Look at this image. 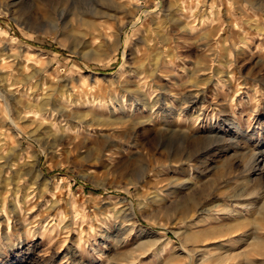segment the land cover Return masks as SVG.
Masks as SVG:
<instances>
[{
	"label": "rangeland",
	"instance_id": "obj_1",
	"mask_svg": "<svg viewBox=\"0 0 264 264\" xmlns=\"http://www.w3.org/2000/svg\"><path fill=\"white\" fill-rule=\"evenodd\" d=\"M0 133V264H264V0H0Z\"/></svg>",
	"mask_w": 264,
	"mask_h": 264
},
{
	"label": "bare ground",
	"instance_id": "obj_2",
	"mask_svg": "<svg viewBox=\"0 0 264 264\" xmlns=\"http://www.w3.org/2000/svg\"><path fill=\"white\" fill-rule=\"evenodd\" d=\"M139 87V86H138ZM198 92V91H197ZM186 103V102H185ZM191 103V102H190ZM42 108H44V106L47 105V100L42 102ZM193 105V104H192ZM56 107V106H54ZM62 108V107H61ZM62 111H60L61 114H44V113H41V114H23L21 117H20V120H22L23 122L25 121V123L29 124V126L31 127L32 129V135L34 137H36L38 139V141H41L44 143V145L47 147V148H50V150L52 152H54L55 150H57V148L66 140H68V136H67V131H68V128H66L67 124L65 125L64 123H60L59 121V118L62 119L64 117H66L67 114H62L64 112V109H61ZM42 112H46L45 110L42 111ZM59 112V111H58ZM52 115H58V120L56 122L59 121V123H53L52 120L49 119V117H51ZM54 116V117H55ZM53 117V116H52ZM72 117V116H71ZM70 117V118H71ZM74 119V118H73ZM70 120V119H69ZM13 121V120H12ZM99 123V122H98ZM10 124V122H9ZM102 124V123H101ZM2 134L0 133V151L3 149V146L1 145V143L3 142V139H2ZM36 139V140H37ZM201 152H198L196 150H194V153L192 152V154H190V156L187 157V160L190 161L191 159L193 158H196L199 156ZM33 158V162H32V169L34 170L36 176L38 177H42V172L39 168V162L40 160L38 159V156L35 155L32 157ZM174 158L176 159L177 156L174 155ZM181 158V157H180ZM18 159V158H17ZM6 164H8L9 159L6 160ZM14 162V161H13ZM12 162V163H13ZM15 165V164H14ZM20 165V164H19ZM31 165V164H30ZM6 166H2L0 168V174L3 172L2 170L5 169ZM19 167V166H18ZM10 174V172H9ZM27 173H20V171H17L15 173V177L13 178V181H14V191L12 192L13 193V199L14 200V204L16 206V208L21 204L20 202H24L26 203V199L29 197V194H23V186L25 184V182L27 181L26 177H27ZM6 181V180H5ZM25 190V189H24ZM158 197H160L159 194L156 195V198L158 199ZM6 200L7 198H5L1 203L3 204V208H2V212L4 211V204L6 203ZM160 200V199H159ZM9 201V199H8ZM55 204V203H54ZM52 204V205H54ZM56 206V205H55ZM54 208V207H53ZM186 209V208H184ZM191 209V208H190ZM195 208H193L192 210H194ZM184 213L187 211V210H183ZM210 212L209 210H203L202 212ZM247 211V210H246ZM222 212L224 213H227L230 212L228 209H227V212L226 210H222ZM4 213V212H3ZM189 213V212H188ZM215 213V212H214ZM263 213H264V208H263ZM216 214V213H215ZM230 214V213H229ZM228 214V215H229ZM231 215V214H230ZM242 218H245L246 215H241ZM215 222H219V219L215 218L214 219ZM245 221V220H244ZM188 223V222H187ZM185 224L186 227L188 228H191L192 225L190 224ZM248 224V223H246ZM239 226V225H238ZM238 226H233V227H228L227 228H224L225 232L229 233L231 230H233L234 228H237ZM242 227V226H241ZM52 228V227H51ZM190 231V230H189ZM223 231V229L221 230ZM239 231V230H238ZM193 232V231H192ZM196 233V232H195ZM207 233H211L210 231H207ZM206 233V234H207ZM230 234V233H229ZM228 235V234H227ZM226 235V236H227ZM231 235V234H230ZM194 236V235H193ZM212 236V235H211ZM222 236V235H221ZM244 236V235H243ZM204 237V236H203ZM214 238V237H213ZM226 238V237H225ZM189 239V238H188ZM198 239V238H197ZM196 239V240H197ZM230 240V239H229ZM238 241H241V239H239ZM243 241V240H242ZM263 241L262 240H257L255 245L253 246V252L256 251V253L260 252V247L261 245H263L262 243ZM225 245V244H224ZM222 246V245H221Z\"/></svg>",
	"mask_w": 264,
	"mask_h": 264
}]
</instances>
